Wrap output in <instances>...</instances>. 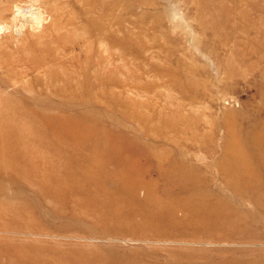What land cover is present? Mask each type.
Wrapping results in <instances>:
<instances>
[{
	"label": "rangeland",
	"instance_id": "374dc122",
	"mask_svg": "<svg viewBox=\"0 0 264 264\" xmlns=\"http://www.w3.org/2000/svg\"><path fill=\"white\" fill-rule=\"evenodd\" d=\"M0 264H264V0H0Z\"/></svg>",
	"mask_w": 264,
	"mask_h": 264
},
{
	"label": "bare ground",
	"instance_id": "6f19581e",
	"mask_svg": "<svg viewBox=\"0 0 264 264\" xmlns=\"http://www.w3.org/2000/svg\"><path fill=\"white\" fill-rule=\"evenodd\" d=\"M30 14V13H29ZM40 16V14H39V12H36V13H34V17H39ZM174 195V194H173ZM182 204V203H181Z\"/></svg>",
	"mask_w": 264,
	"mask_h": 264
}]
</instances>
